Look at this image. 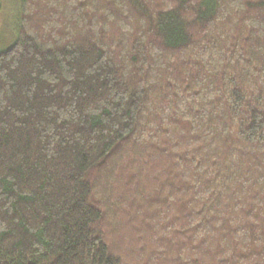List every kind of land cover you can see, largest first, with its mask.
I'll use <instances>...</instances> for the list:
<instances>
[{
    "label": "trees",
    "instance_id": "obj_1",
    "mask_svg": "<svg viewBox=\"0 0 264 264\" xmlns=\"http://www.w3.org/2000/svg\"><path fill=\"white\" fill-rule=\"evenodd\" d=\"M18 2L0 264H264V0Z\"/></svg>",
    "mask_w": 264,
    "mask_h": 264
},
{
    "label": "rangeland",
    "instance_id": "obj_2",
    "mask_svg": "<svg viewBox=\"0 0 264 264\" xmlns=\"http://www.w3.org/2000/svg\"><path fill=\"white\" fill-rule=\"evenodd\" d=\"M18 0H2L0 11V49L7 47L14 40L17 22Z\"/></svg>",
    "mask_w": 264,
    "mask_h": 264
}]
</instances>
